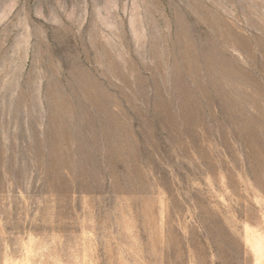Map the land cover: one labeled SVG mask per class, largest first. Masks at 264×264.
Here are the masks:
<instances>
[{"label":"rangeland","instance_id":"1","mask_svg":"<svg viewBox=\"0 0 264 264\" xmlns=\"http://www.w3.org/2000/svg\"><path fill=\"white\" fill-rule=\"evenodd\" d=\"M0 264H264V0H0Z\"/></svg>","mask_w":264,"mask_h":264}]
</instances>
